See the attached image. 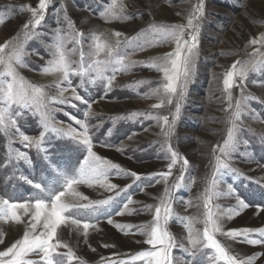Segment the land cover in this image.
<instances>
[{"label": "rangeland", "instance_id": "obj_1", "mask_svg": "<svg viewBox=\"0 0 264 264\" xmlns=\"http://www.w3.org/2000/svg\"><path fill=\"white\" fill-rule=\"evenodd\" d=\"M38 2L39 0H0V16L4 18V23L0 24V44L12 40L31 18V13L22 10V6L30 5L35 8ZM111 2L112 0H52L45 19L36 29L40 36L32 38L25 45L26 67L18 69L20 74L37 85L48 86L45 91L51 95L59 94L54 86L59 76L43 74L41 69L51 58L48 45L51 43L53 30L57 27L67 28L65 12L75 29L84 33L83 51L87 54L92 32L102 33L103 39L112 43L116 40L112 33L120 32L122 35L119 39L123 43L125 38L136 37L152 23L186 25L187 17L199 0H118L123 4L124 15L128 18L106 21L101 13ZM203 4V15L198 21H194L200 28L195 74L187 86L184 99L180 101V115L170 140L172 147L189 161L183 170L181 187L172 190L173 215L167 224V230L175 241L171 250L172 264H211L209 257L213 255L212 250L199 246L200 250L186 251L191 245L183 226L187 222L184 218L197 217L202 220L204 208L201 196L211 178L213 148L223 143L227 128L230 127L227 121L231 110L225 111L228 100L223 85L224 74L237 61L256 59L252 54L257 49L264 53V44L250 43L252 40L259 41L264 36V0H203ZM146 39L150 37L141 35L142 43ZM73 46L72 43L67 45L68 48ZM174 48V42H166L145 46L143 50L129 47L121 51H126L131 60L148 62L152 58L163 57ZM100 58H103V54ZM72 59L78 60L79 52ZM108 75L112 73L109 72ZM71 81V86L67 82H61V87L67 88L64 92L66 102L50 104L56 126L81 130L76 121L86 119L84 113L88 110V104L73 97L72 89L75 88L77 94L91 104V114L86 122L92 137L93 151L125 170L138 173L141 179L135 180L129 175L117 174L116 170H112L108 182L117 185L116 189L109 191L99 184L78 185L77 191L87 197V200H80L79 203L104 200L109 196L114 199L110 205L96 213L80 210L74 218L81 219V227L77 229L70 222L61 225L58 229L59 237L85 264H119L121 261L127 264H146L144 260L132 261L131 257L140 251L151 249L145 243L146 236L141 234V226L152 222L154 207L159 204L166 186L165 181L155 174L169 171L168 164L171 162L161 135L163 121H158L155 117L167 116L171 121L177 97H173L172 104L152 107L160 103V100L145 94L161 87L163 73L146 63L137 64L128 72H116L110 90H106L102 84L86 83L80 87V78L76 76L71 77ZM138 81L144 83H133ZM239 85L237 77L236 84L231 89L233 104L241 95ZM243 91L245 95L251 94L254 98L249 100L248 109L238 122L240 130L237 136L240 143L230 161L240 175L223 174L218 190L226 193L231 184L235 193L249 207L239 210V215H234L231 219L223 218V232L230 229L264 228V71L250 72L243 82ZM129 113L151 115L129 116ZM117 117L125 118L116 119ZM17 121L23 133L32 137L39 136L41 128L38 117L26 111ZM44 147L47 150V160L43 158L44 153L38 154L35 149H26L18 138H14L12 148L26 151L32 163H9V142L0 134V195L16 200L29 199L38 190L28 180L51 185L57 178L56 167L71 172L87 155L83 145L67 136L51 132L46 135ZM182 163V160L178 161L171 169L167 186L171 187L181 175ZM116 192L120 194L117 196ZM211 203L214 211H224L235 206L237 201L234 196L223 195L213 198ZM149 205L153 208L148 209L146 206ZM117 212L122 214L117 215ZM109 219L112 220L111 224L108 223ZM22 220L19 224L0 221V251L22 237L29 217H22ZM84 222L91 225L87 237L83 234ZM117 225L131 227L121 228ZM194 226L202 232L201 222ZM250 238H259V234L252 233ZM216 239L230 254L241 258L264 253V244L250 245L242 237L231 239L217 233ZM59 251L64 252L66 249ZM30 258L39 260L37 256ZM73 264H78V261ZM216 264L224 262L218 261ZM254 264H264V255H260Z\"/></svg>", "mask_w": 264, "mask_h": 264}, {"label": "snow or ice", "instance_id": "obj_2", "mask_svg": "<svg viewBox=\"0 0 264 264\" xmlns=\"http://www.w3.org/2000/svg\"><path fill=\"white\" fill-rule=\"evenodd\" d=\"M51 3L52 0H39L35 8L30 5L22 6V10L31 13V18L12 40L0 44V134H3L9 142V163L13 161L32 163L26 151L12 148L14 138H18L26 149H35L38 154L44 153L43 158L47 160V150L44 143L46 135L50 132L67 136L76 143L83 145L87 155L83 157L79 166L71 172L56 167L57 178L51 185H42L28 180L27 182L38 190L29 199L16 200L0 195V221H12L19 224L23 222L22 217H29L22 237L12 243L10 247L0 251V264H73L74 261H78V264H85L82 259L76 256L73 249L60 239L58 229L61 225H66L69 222L79 229L81 219L74 218L76 213H79L80 210L96 213L105 206L110 205L114 197L109 196L107 199L89 201L86 204L79 203L80 200H87V197L77 191V186L80 184L89 186L99 184L109 191L116 189L117 185L108 182L112 170H116L117 174L129 175L135 180H140L141 176L136 172L121 168L119 164L102 158L93 151L92 137L89 133V125L86 122L87 117L91 114V104L83 100L77 94L75 88L72 89L73 97L88 104V110L84 113L86 119L76 121L81 130L57 127L53 120L50 104L53 102L61 104L66 102L64 92L67 91V88L61 87V82H67L71 86V77L73 76L80 78V87H83L86 83L102 84L106 90H110L116 72H128L135 65L143 63L163 73L161 87L154 88L145 94L146 96H155L160 100V103L154 104L152 107L160 108L164 103L172 104L173 97H177V99L171 121L167 116L155 117L158 121L161 119L163 121L161 135L164 137V147L167 153L170 154L169 159L171 162L168 164L169 171L155 174L165 181L166 186L159 204L154 207L152 222L146 226H141V234L146 236L145 243L150 245L151 249L140 251L133 255L131 259L132 261L144 260L146 264H172L171 250L175 246V241L167 230V224L173 215L172 190L181 187L183 170L188 166L189 161L172 147L170 140L174 133L175 122L180 115V101L184 99L187 86L195 74L200 28L198 23H194V21H198L203 15V0H199L193 6L192 12L187 17L186 25L152 23L136 37L125 38L123 43L119 39L122 35L120 32L112 33L116 37L115 43L103 39L102 33L92 32L89 37L91 43L88 45L89 51L87 54L83 51L84 33L75 29L73 22L68 19L65 12L64 19L67 21V28L57 27L53 30L51 43L48 45L51 58L41 69L43 74L59 76V79L54 82V86L59 93L56 96L45 91L48 86L37 85L28 81L18 70L21 67H26L24 61L25 45L32 38L40 36L36 29L45 19L46 11ZM124 11L122 3H119L118 0H112L102 11L101 16L106 21L122 20L128 18L124 15ZM2 23H4V18L0 16V24ZM57 23L59 24V20ZM145 34L150 39H146L142 43L141 35ZM166 42H174V50L166 53L163 57L152 58L148 62L131 60L126 51H121L129 47L143 50L145 46H155ZM69 43L74 46L68 48ZM250 43L264 44V36H261L259 41L252 40ZM77 52H79V59H72ZM101 54H103V58H100ZM252 55L257 58L237 61L224 74L223 85L228 100V108L225 111L231 110L227 121L230 127L227 128L223 143L217 144L213 148L212 174L201 196L204 208L202 220L197 217L184 218L187 222L183 226L187 230V240L191 245V248L186 249V251L200 250L199 246L212 250L213 255L209 257L211 264H216L218 261H223L224 264H254L260 255H264V253H255L241 258L238 255L230 254L229 250L216 239V234L220 233L231 239L242 237L250 245L264 244V228L230 229L223 232L221 220L225 217L231 219L234 215H239V210L249 207V204L235 193L231 184L228 185L226 193L218 190L221 183L220 177L223 174L234 173L240 175L239 170L232 167L230 161L232 154L237 151L240 143L237 136L240 130L238 122L241 121L242 114L246 113L249 100L254 98L251 94H244L243 82L250 72L264 71V53L257 49ZM109 72L112 75H108ZM237 77L240 80L241 95L233 104L231 89L236 84ZM133 83L138 85L144 83V81ZM26 111L32 116L38 117L41 131L37 137L23 133L18 127L17 118L23 116ZM128 115L150 116L151 114L129 113ZM122 118L125 117H117L116 119ZM245 143L247 142L245 141ZM181 160L183 162L181 175L169 187L167 186V179L171 175V169ZM119 194V192H116L117 196ZM223 195L234 196L237 204L224 211H214L211 203L212 199ZM124 207L127 210V205ZM146 207L148 209L153 208L151 205ZM215 207L219 208V206ZM116 214L120 215L122 213L117 212ZM197 222L203 224L202 232L194 226ZM108 223L111 224L112 220L109 219ZM90 226L87 222L82 224L85 237L88 235ZM117 227L131 226L117 225ZM252 233H258L259 238H250ZM0 243H2V239H0ZM105 246L107 247V245ZM60 249H66V251L60 252ZM32 256L39 257V260L31 259ZM119 264H127V262L121 261Z\"/></svg>", "mask_w": 264, "mask_h": 264}]
</instances>
